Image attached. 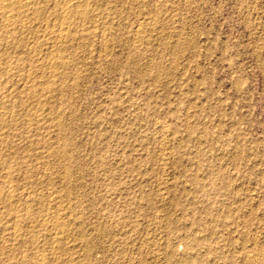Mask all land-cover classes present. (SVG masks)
<instances>
[{
    "label": "rangeland",
    "instance_id": "374dc122",
    "mask_svg": "<svg viewBox=\"0 0 264 264\" xmlns=\"http://www.w3.org/2000/svg\"><path fill=\"white\" fill-rule=\"evenodd\" d=\"M51 1L34 41L60 28ZM91 1L39 53L53 93L4 111L0 264H264V0Z\"/></svg>",
    "mask_w": 264,
    "mask_h": 264
},
{
    "label": "bare ground",
    "instance_id": "6f19581e",
    "mask_svg": "<svg viewBox=\"0 0 264 264\" xmlns=\"http://www.w3.org/2000/svg\"><path fill=\"white\" fill-rule=\"evenodd\" d=\"M53 1V0H52ZM51 1V2H52ZM91 0H59L58 1H54L52 2L51 8L53 9L52 11L54 12L55 16H54V21H56L60 26L59 29H54L52 30L50 28V32L49 35H51V37L49 38V40L46 41V39L44 41H40L41 37H39V40H33L31 38L30 35L32 34H37L40 30V23L41 21L44 20L46 13L45 9L46 5L44 4V0H0V137H4L8 133L7 129H5L4 126L5 122L3 120V116H5L4 111H10L9 113H13V111L15 109H17L19 107V110L22 111V108L20 107V105H22V103L24 102L23 98L26 100H33V101H41L42 99H44L46 97V95L48 93H50L53 89H51L50 91V85L49 86H44L45 82L43 80V78H45L46 74L48 75L49 73H47L48 71L54 70L56 67L60 66L61 62L60 61H54L52 64L47 65L46 62H44V58H38L40 55V51L42 52L43 50H46L49 48V50L51 51H59V49L61 48V46L57 45V43H60L61 45L66 44L68 41H70L74 35H75V31L73 28L74 26L71 23V19L70 18H74V16L78 17V18H84L85 17H92L91 15L96 14L94 8H91L89 6V2ZM112 1V0H111ZM156 1V0H155ZM158 1V0H157ZM163 1V0H162ZM173 1V0H172ZM92 2V1H91ZM95 2V1H94ZM159 2V1H158ZM109 3V2H108ZM120 3V2H119ZM162 3V2H161ZM160 3V4H161ZM101 4V3H100ZM155 4V3H154ZM91 5V4H90ZM95 5V4H94ZM112 5V4H111ZM163 5V4H162ZM100 8V7H99ZM107 9V8H106ZM111 8H109L110 10ZM50 10V8H49ZM107 10V11H109ZM113 10V9H112ZM111 10V12H112ZM157 10V9H156ZM47 11V10H46ZM104 11V10H103ZM51 12V11H50ZM103 13V12H102ZM102 13H99V15H103ZM108 13V12H107ZM52 14V13H51ZM109 14V13H108ZM112 14V13H111ZM118 14V13H117ZM155 14V13H154ZM48 15V14H47ZM100 15V17H101ZM107 15V14H105ZM143 15V13H142ZM49 16V15H48ZM104 16V15H103ZM111 16V15H110ZM47 17V16H46ZM75 17V18H76ZM96 17V16H95ZM105 17V16H104ZM107 17V16H106ZM109 17V16H108ZM125 17V16H124ZM93 18V17H92ZM99 18V17H98ZM113 18V17H112ZM51 19V18H50ZM49 19V20H50ZM77 19V18H76ZM94 19V18H93ZM90 20V19H89ZM107 20V19H106ZM149 20V19H148ZM151 20V19H150ZM48 21V20H47ZM52 21V20H51ZM73 21V20H72ZM86 21V19L84 20ZM137 21V20H136ZM78 22V20H77ZM92 22V21H91ZM95 22V20H94ZM101 22V21H100ZM118 22V21H117ZM48 23V22H47ZM52 23V22H51ZM80 23V22H78ZM138 23V22H137ZM148 23V22H147ZM152 23V22H151ZM75 24V23H74ZM86 24V22H85ZM108 24V23H107ZM57 25V24H56ZM84 25V24H81ZM96 25V24H95ZM42 26V24H41ZM44 26V25H43ZM54 26V25H53ZM57 27V26H56ZM80 28L82 26H79ZM142 27V26H141ZM147 27V26H146ZM44 28V27H43ZM42 28V29H43ZM47 28V27H46ZM77 28V27H76ZM86 28V27H85ZM103 28V26H102ZM110 28V27H109ZM48 29V28H47ZM83 30V27L81 28ZM89 29V28H88ZM93 29V28H92ZM95 29V28H94ZM138 29V28H137ZM153 29V28H152ZM106 30V29H105ZM110 30V29H109ZM46 31L43 30V34ZM86 31V30H84ZM82 31V32H84ZM90 31V30H89ZM96 31V30H95ZM101 31V30H100ZM131 31V30H130ZM78 32H80L78 30ZM91 32V31H90ZM81 33V32H80ZM134 33V32H133ZM137 33V30H136ZM140 33V31H139ZM43 34L41 33V36H43ZM46 34V33H45ZM44 34V35H45ZM78 34V33H76ZM47 35V34H46ZM86 35H89L88 31L79 34V37H87ZM30 36V38L32 39V42L28 41V37ZM37 36V35H34ZM40 36V35H39ZM93 36V35H92ZM33 37V35H32ZM85 37L83 39H85ZM104 37V36H103ZM77 38V37H76ZM81 38L79 39V41H81ZM139 38V37H137ZM142 38V37H141ZM88 39V38H87ZM102 39V38H101ZM136 40V39H135ZM34 41V42H33ZM74 41V40H72ZM89 41V40H88ZM138 41V40H137ZM57 42V43H56ZM77 42V41H76ZM100 42V41H99ZM64 43V44H62ZM69 44V43H68ZM95 44V43H94ZM70 45V44H69ZM67 45V48L68 46ZM76 45V44H75ZM72 46V44H71ZM79 46V45H78ZM104 46V45H103ZM66 47V46H64ZM84 47V46H83ZM96 47V46H95ZM63 48V46H62ZM66 48V50H67ZM65 49V48H64ZM69 49V48H68ZM105 49V48H104ZM138 49V48H137ZM12 50L10 52L13 53V55L9 54L8 51ZM48 50V51H49ZM66 50L64 52H66ZM106 50V49H105ZM131 50V48H130ZM47 51V52H48ZM61 51V49H60ZM63 51V50H62ZM104 51V50H102ZM139 51V50H138ZM50 52V51H49ZM98 52V51H97ZM111 52V51H110ZM54 53V52H53ZM59 52H57L58 54ZM63 53V52H62ZM55 56L57 57L58 55H56V53H54ZM54 54H51L52 56H54ZM100 54V53H99ZM103 54V53H102ZM50 56V55H49ZM61 56V55H60ZM55 57V58H56ZM59 57V56H58ZM86 57V56H85ZM90 57V56H89ZM131 57V56H130ZM30 58H32L36 63L33 69H28L25 71L23 74H18L17 72L19 71V66L21 64L24 65V62L26 60H30ZM54 58V57H53ZM79 59V58H78ZM32 60V61H33ZM49 60V59H48ZM31 61V60H30ZM33 61V62H34ZM40 61V62H39ZM46 61V60H45ZM51 61V60H50ZM62 61V58H61ZM65 61V60H64ZM75 61V60H74ZM29 62V61H28ZM32 62V63H33ZM68 62V61H67ZM38 63V64H37ZM26 64V62H25ZM63 64V63H62ZM70 64V62L68 63ZM73 64V63H72ZM80 64V63H79ZM22 66V65H21ZM64 66V65H63ZM30 67V65H29ZM60 68V67H59ZM22 69V68H21ZM20 69V70H21ZM23 70V69H22ZM57 70V69H56ZM60 70V69H58ZM73 70V68H72ZM69 71V70H68ZM80 71V70H79ZM50 72V74H51ZM54 72V71H53ZM56 72V71H55ZM58 72V71H57ZM56 72V74H57ZM64 72V71H63ZM134 72V71H133ZM68 73V72H67ZM63 74V73H62ZM60 75V73H59ZM75 75V74H74ZM15 76L16 77V82L13 84V86H4V84L6 85V83H8V81L6 83L3 84L4 81H6V79H11L10 77ZM67 76V75H66ZM72 76V75H71ZM61 77V76H60ZM65 77V76H64ZM54 78V76L52 77ZM62 78V77H61ZM60 78V79H61ZM80 78V77H79ZM54 79H57L56 76ZM66 79V78H64ZM48 80H49V76H48ZM53 80V79H52ZM59 80V79H57ZM63 80V79H62ZM81 80V79H80ZM56 81V80H55ZM60 81V80H59ZM72 81L73 80V76H72ZM52 82V81H51ZM61 82V81H60ZM75 82V81H74ZM47 83V82H46ZM49 83V82H48ZM47 83V84H48ZM52 84V83H51ZM57 84V83H56ZM64 84V83H63ZM54 85V84H53ZM52 87H55L53 86ZM58 85V84H57ZM60 85V84H59ZM72 85V84H71ZM67 86V85H66ZM58 88V87H57ZM62 88V87H61ZM61 88H59V90H62ZM58 90V91H59ZM58 91H56L58 93ZM64 91V90H63ZM53 93V91H52ZM62 93V92H61ZM75 94V93H74ZM50 95V94H49ZM54 95V94H53ZM51 96V95H50ZM62 96V95H61ZM52 97V96H51ZM50 97V98H51ZM18 98V99H16ZM47 100V99H46ZM44 102V101H43ZM41 101V103H43ZM49 102V100H48ZM53 103V102H52ZM54 104V103H53ZM24 105V104H23ZM56 105V104H55ZM24 107V106H23ZM21 108V109H20ZM59 108V107H58ZM64 108V107H63ZM56 109V108H55ZM25 110V111H24ZM52 110V109H51ZM25 115L27 116H31L34 119H39L38 117H40L38 111H36V109L34 110L31 107L26 106L25 109H23ZM40 112V111H39ZM42 112V111H41ZM47 112V111H46ZM8 113V114H9ZM59 115V114H58ZM51 117V114L49 115ZM18 117V116H17ZM42 117V116H41ZM71 117V116H70ZM27 118V117H26ZM13 119V118H12ZM12 119H9L7 124L13 122ZM31 119V118H30ZM7 120V119H6ZM33 120V119H32ZM40 120V119H39ZM21 121V120H20ZM34 121V120H33ZM61 121V120H60ZM43 122V121H42ZM41 122V123H42ZM58 122V121H57ZM2 123H4L3 125H1ZM23 123V122H22ZM61 123V122H60ZM62 123H64V121H62ZM16 124V123H15ZM59 124V122H58ZM9 125V126H10ZM56 125L57 126H60ZM8 126V127H9ZM13 126V125H12ZM21 126V125H20ZM55 126V124H54ZM65 126V125H64ZM62 125L61 128H64L63 130H61V135H63V131H66V127H64ZM45 127V126H44ZM55 127V129H56ZM28 128V127H27ZM36 128V127H35ZM59 131V128L57 129ZM55 132V131H54ZM70 132V129L68 130V133ZM14 133V132H13ZM28 133V132H27ZM58 133V132H57ZM63 133V134H62ZM8 136V135H7ZM6 136V137H7ZM64 136V135H63ZM66 136V135H65ZM14 138V137H12ZM64 138V137H63ZM68 138V137H67ZM5 140L8 138H4ZM42 139V137H41ZM3 140V139H2ZM4 140V141H5ZM66 140V139H64ZM8 141V140H7ZM6 141V142H7ZM15 141V140H14ZM63 141V140H62ZM67 141V140H66ZM17 142V141H16ZM38 142V141H37ZM68 142V141H67ZM70 142V140H69ZM68 142V143H69ZM5 143V142H4ZM3 143V144H4ZM9 143V142H8ZM6 143V144H8ZM63 142V146H64ZM1 142H0V147H1ZM2 144V145H3ZM10 144V143H9ZM43 144V143H42ZM45 144V143H44ZM11 145V144H10ZM69 145V144H68ZM67 143L65 145L68 146ZM9 146V145H8ZM43 146V145H42ZM4 147V146H3ZM9 147H13V146H9ZM38 147V146H37ZM41 147V146H40ZM64 149H67V147ZM15 148V147H13ZM60 148V147H59ZM69 148V147H68ZM2 149V147H1ZM6 149V148H5ZM17 149V148H16ZM16 149L14 151H16ZM24 149V148H23ZM41 149V148H40ZM58 149V148H57ZM63 149V147H62ZM61 150V149H60ZM68 150V149H67ZM66 150V151H67ZM1 151V150H0ZM3 151V150H2ZM7 151V150H6ZM28 151V150H27ZM34 151V150H33ZM37 151V150H36ZM9 152V151H7ZM11 152V151H10ZM17 152V151H16ZM53 152V151H52ZM59 152V150H58ZM65 150H63V153L61 151V156L64 155ZM68 152V151H67ZM12 153V152H11ZM54 153V152H53ZM56 153V152H55ZM54 153V156H55ZM13 154H15L13 152ZM23 154V153H22ZM59 154V153H58ZM67 154V153H66ZM65 154V155H66ZM3 155V154H2ZM6 155V154H5ZM11 156V154H9ZM28 155V154H27ZM68 155V154H67ZM7 156V155H6ZM17 156V155H14ZM69 156V155H68ZM1 157V154H0ZM59 157V156H58ZM65 157V156H63ZM3 158V157H2ZM5 158V157H4ZM16 158V157H15ZM23 158V157H22ZM68 158V157H67ZM5 159H1L0 158V198L3 197L7 202V204H2L1 206V210H4V212L9 213H13L14 211V203H13V188L11 185V180L13 178V172L12 170L9 169L8 166H10L11 161H8ZM12 159V157L10 158ZM9 159V160H10ZM47 159V158H46ZM58 159V158H57ZM60 159V157H59ZM63 159V158H62ZM21 160V159H20ZM39 160V159H38ZM64 160V159H63ZM68 160V159H66ZM71 160V159H70ZM39 162V161H38ZM65 162V161H64ZM68 162V161H67ZM15 163V160H14ZM31 163V162H30ZM17 164V163H15ZM19 164V163H18ZM28 164V163H27ZM39 164V163H38ZM44 164V163H43ZM7 165V166H6ZM14 165V164H13ZM68 165V163H67ZM19 167V166H18ZM11 168V166H10ZM13 168V167H12ZM64 169V168H63ZM68 169V168H67ZM69 170V169H68ZM67 170V171H68ZM32 171V170H31ZM52 171V170H51ZM65 171V170H64ZM67 171H65L67 173ZM69 172V171H68ZM27 173V172H26ZM56 174V173H55ZM62 174V173H61ZM65 174V173H64ZM68 174V173H67ZM63 176V175H62ZM71 178V176H69ZM24 178V177H23ZM14 179V178H13ZM46 179V178H44ZM65 179V178H64ZM68 179V176L67 178ZM192 179V178H191ZM198 180V179H197ZM197 180L195 182H197ZM49 181V180H48ZM67 181V180H66ZM70 181V180H69ZM68 181V182H69ZM193 181V182H194ZM67 183V182H66ZM11 184V185H10ZM49 184V182H48ZM197 183H195L196 185ZM21 185V184H20ZM3 188V189H2ZM23 190H25L23 188ZM18 196V195H17ZM20 198V197H18ZM3 199V200H4ZM2 200V199H1ZM45 200V199H44ZM2 202V201H0ZM20 202V201H19ZM28 203V202H27ZM46 203V202H44ZM1 204V203H0ZM19 206V205H18ZM23 206V204H22ZM21 208V207H20ZM0 210V211H1ZM19 211V210H18ZM22 217V215H21ZM31 218V217H30ZM1 219V217H0ZM14 219V218H13ZM37 219V218H36ZM3 220V219H2ZM29 220V219H28ZM27 220V221H28ZM1 221V220H0ZM24 222V221H23ZM40 222V221H39ZM47 222V220H46ZM2 223V221H1ZM43 223V222H42ZM54 225V222H52ZM42 224H40L41 226ZM64 226V225H63ZM19 227V226H18ZM21 228V226H20ZM29 228V227H28ZM31 228V227H30ZM55 228V227H54ZM58 228V227H57ZM44 229V228H43ZM56 229V228H55ZM21 230V229H20ZM68 230V229H67ZM45 231V230H44ZM62 231V229H61ZM27 232V231H26ZM67 232V231H66ZM16 234V233H15ZM26 234V233H25ZM28 235V234H27ZM26 235V236H27ZM54 236V235H53ZM18 237V236H17ZM16 237V238H17ZM28 237V236H27ZM50 237V236H49ZM186 237H189L188 235H186ZM25 238V237H24ZM33 238V237H32ZM199 238V237H198ZM27 239V238H26ZM34 242V241H33ZM42 242V241H41ZM55 242V241H53ZM62 242V241H61ZM24 243V241H23ZM30 243V242H29ZM35 243V242H34ZM64 243V242H63ZM28 244V243H27ZM37 244V243H36ZM60 245V243H58ZM62 244V243H61ZM38 246V245H37ZM10 247V246H9ZM40 247V246H39ZM59 247V246H58ZM63 247V246H62ZM51 248V247H50ZM208 248V246H207ZM24 249V247H23ZM14 250V249H13ZM1 251V250H0ZM13 252V251H11ZM8 254V253H7ZM11 255V254H10ZM54 255V254H53ZM41 256V255H40ZM3 257V256H2ZM8 257V256H7ZM11 257V256H10ZM38 257V256H37ZM55 257V256H54ZM12 259V257L10 258ZM46 259V258H45ZM20 260V259H19ZM188 260V259H187ZM22 261V260H21ZM42 261V260H41ZM16 262V260H15ZM40 262V261H39ZM184 262V261H183ZM24 263V262H23ZM43 263V262H42ZM185 263V262H184ZM182 263V264H184ZM230 264V263H229Z\"/></svg>",
    "mask_w": 264,
    "mask_h": 264
}]
</instances>
